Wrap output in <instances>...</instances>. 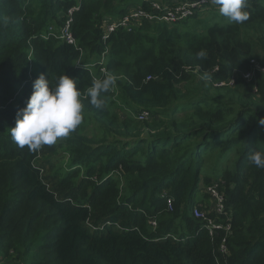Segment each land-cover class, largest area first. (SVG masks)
<instances>
[{"label":"trees","instance_id":"16d2710c","mask_svg":"<svg viewBox=\"0 0 264 264\" xmlns=\"http://www.w3.org/2000/svg\"><path fill=\"white\" fill-rule=\"evenodd\" d=\"M136 1L0 0V254L24 264H264V169L249 160L264 151L262 0H248L247 21L213 22L204 32L162 21L114 31L104 65L123 77L102 94L104 108L85 98L81 125L39 151L11 138L41 73L51 81L65 73L86 94L93 79L85 64L99 68L105 51L103 19L150 0ZM74 6L81 65L75 46L43 36ZM49 164L52 174L43 175ZM208 185L224 196L221 217H230L226 253L218 251L224 232L211 237L192 212L198 205L212 215L196 201Z\"/></svg>","mask_w":264,"mask_h":264},{"label":"clouds","instance_id":"9594fccd","mask_svg":"<svg viewBox=\"0 0 264 264\" xmlns=\"http://www.w3.org/2000/svg\"><path fill=\"white\" fill-rule=\"evenodd\" d=\"M211 3L229 23L241 24L249 19L248 0H211ZM197 57L203 59L205 53L199 52ZM116 82L115 75L105 73L103 78L92 81L85 94L77 80L65 73L54 81L41 73L32 82L25 106L17 110L15 124L10 128L12 140L18 147L35 152L68 137L82 123L83 100L87 98L93 107L103 109L102 94L108 93ZM249 160L256 168L264 169V151L253 152Z\"/></svg>","mask_w":264,"mask_h":264},{"label":"built area","instance_id":"2783aa9c","mask_svg":"<svg viewBox=\"0 0 264 264\" xmlns=\"http://www.w3.org/2000/svg\"><path fill=\"white\" fill-rule=\"evenodd\" d=\"M211 2V0H184L181 3H178L174 6L170 7H162L157 1H149L147 3V7H143L142 5H136L135 7L129 8L127 12L122 15H119L115 18L106 17L103 19L101 28L103 31L102 39L106 42L111 33L114 31L124 28L126 30H132V28L137 27L143 22L146 21H162L166 23H175L178 21L185 20L189 16L194 13L196 8H201L204 4ZM78 6H74L70 8L67 12L66 20L63 26L59 27V29L53 31L54 27H49L48 33L45 32L43 36L46 38L49 34L57 36L61 40H64L68 44H72L75 48L80 52L79 59L77 60V65H81V55L83 50L78 47L75 37L73 36L70 25L72 21V12L76 10ZM108 52V47H105V51L101 54L100 60L97 62L99 64V68L101 71L106 69L104 65L105 56ZM252 61V60H251ZM93 63L85 64L89 68L93 66ZM263 70V67H256ZM252 73L248 72L245 74V77L251 78ZM225 83H220L218 85H223ZM147 116V111H142L138 116ZM208 191L214 197H219L217 200V204L211 208L212 215H209V212L205 209H202L198 205H195L192 208L193 215L200 219L203 223V226L208 230V233L211 237H213L218 231H223L224 235L221 238L220 244L218 245V251L221 253L227 252V236L231 233V224L229 222L230 217L229 214L226 215V219L222 218L221 215L226 214L225 212V199L222 193H218L215 190V187L211 186L208 188ZM166 204L168 209L172 208V201L170 198H167ZM154 227L156 226L155 220L152 222ZM6 260V259H5ZM0 264H24L23 262H8L4 261V258L0 254Z\"/></svg>","mask_w":264,"mask_h":264},{"label":"rangeland","instance_id":"374dc122","mask_svg":"<svg viewBox=\"0 0 264 264\" xmlns=\"http://www.w3.org/2000/svg\"><path fill=\"white\" fill-rule=\"evenodd\" d=\"M150 1H157V2L161 1V2H163V0H150ZM136 2H138V4H139L141 2V0H137ZM262 2L264 3V0H262ZM133 4H136V3L134 2ZM132 7H135V5ZM213 22L227 23L228 21L226 18L222 17L219 14L218 9L212 4V5H206V6L203 5L201 8L198 9L197 15L195 17H190L186 21L175 22L174 25L176 26V29L179 31H184V30L190 29V30H195L196 32H204L205 28ZM167 24H170V23H167ZM127 31H131V30H127ZM245 33H247L249 38H255L258 34L257 31L248 30V29H245ZM77 46L79 47V45H77ZM105 47L109 48L108 42L105 43ZM251 62L253 64V68L262 66V64H260L256 59H253ZM89 73L91 74L93 80L100 79L101 76H104L105 73L115 75L117 77V79H121L123 77L121 74L116 75V74L111 73V71H108L107 68L104 71H101V69L98 68V66L95 65V63L91 67ZM191 83L193 85H195L196 82H191ZM223 85H225V84H223ZM217 86H222V85H217ZM196 88H197V86H196ZM125 114H126V110L123 107V110L120 112V115L124 116ZM145 117H146V115L145 116H137V119L143 120ZM62 154H64V153H62ZM42 174L43 175L52 174V164L45 166V169H42ZM214 177H215V175L213 174L212 180L214 179ZM214 182H215V180H214ZM123 183H124V181H123L122 177H120V185H123ZM206 187L205 188L208 191V188L211 187V185L210 186L208 185ZM214 187H215L216 192L219 193V190L216 189V185ZM207 191H205V189L202 188L196 197V201H202L203 203H206L207 205H209V207H208V210H209L217 204V200L219 197H214L208 191L210 193V195H209V193H207ZM153 221H154L153 219L149 220V223L152 227H154V225L152 223ZM4 261H6V260L4 259Z\"/></svg>","mask_w":264,"mask_h":264}]
</instances>
